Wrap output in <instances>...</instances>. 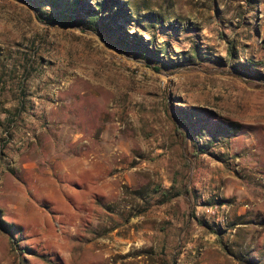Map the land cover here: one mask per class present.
Wrapping results in <instances>:
<instances>
[{
	"label": "rangeland",
	"instance_id": "374dc122",
	"mask_svg": "<svg viewBox=\"0 0 264 264\" xmlns=\"http://www.w3.org/2000/svg\"><path fill=\"white\" fill-rule=\"evenodd\" d=\"M101 1L0 0V264H264V185H251L257 206L234 217L228 209L215 233L193 205L179 234L187 200L163 206L149 166L166 155L158 144L183 138L176 109L195 105L262 135L264 82L234 66L264 73V0L111 3L100 23L150 47L158 73L87 24L52 21L86 20ZM77 159L93 166L81 176L93 204L61 172Z\"/></svg>",
	"mask_w": 264,
	"mask_h": 264
},
{
	"label": "crops",
	"instance_id": "0c3cea01",
	"mask_svg": "<svg viewBox=\"0 0 264 264\" xmlns=\"http://www.w3.org/2000/svg\"><path fill=\"white\" fill-rule=\"evenodd\" d=\"M186 111L194 114L193 122L184 115L177 113L174 115L177 117L175 121H178L177 129L182 133H188L187 137L185 139L175 137V140L165 143V145L158 144L155 147L156 153L159 155L164 151L166 155L149 164L151 171H155L162 179L161 191L165 194L164 196H167L162 202L163 206L174 203L181 205L183 199L187 200L186 207L180 209L181 223L174 225L175 230L180 229L179 234L188 228L190 221H193L190 215L193 205H196V209L199 210L201 206L218 201L227 210L229 209L233 217L240 216L242 213L246 214L248 208L257 206L256 203H253L251 185L257 187H261V184L264 185V157L257 154L258 142L264 140V126H262V135L259 136L256 134L257 131L254 130L256 126L253 124H244L195 105ZM191 132L203 135V138H207L206 141L214 139L211 148L214 155L191 154L190 151L194 152L196 148V142L190 138ZM218 143L222 144L221 147H217ZM261 147L264 150V143ZM79 161V159L75 161V164L79 166L74 170V177L72 175L75 164L71 160L62 162L61 172L63 175L70 176L75 195L84 197L83 203L93 204V193L85 195L88 184H85L81 179V176L86 172H93V166H90L88 160L77 164ZM90 167L91 170H89ZM141 169L142 166L137 165L133 166L130 171L137 174ZM251 177L252 183L249 181ZM174 186L181 187V193L176 196L167 195L166 192L174 193L172 192ZM66 189H68L67 185H65V191ZM186 189L190 190L189 195L185 194ZM164 191L166 192L164 193ZM170 212L169 217H164L167 221L170 219L173 222L175 211Z\"/></svg>",
	"mask_w": 264,
	"mask_h": 264
},
{
	"label": "trees",
	"instance_id": "16d2710c",
	"mask_svg": "<svg viewBox=\"0 0 264 264\" xmlns=\"http://www.w3.org/2000/svg\"><path fill=\"white\" fill-rule=\"evenodd\" d=\"M116 0H102L98 3V6L96 9H89L84 10V14L87 15V19L85 20L82 17V14H78L77 16H68V15H59L53 18V23H63V24H70L77 27H83L84 24H87V28L91 31H93L97 36H99L102 40L106 41L110 46H112L115 49H118L120 51H129V50H135L137 53L141 54L145 58H148L151 64H148V67L154 70L155 72L161 71L162 64H159L160 59H158V54H154L150 47H145L143 44L135 41H129L126 37L121 35L118 31L113 29L109 24H104L103 22L100 23L101 16L99 15L102 11L107 9L111 3H115ZM157 57V58H156ZM167 63H164L165 65ZM250 65H256L252 62H247L245 64H237L234 66V69L241 73L243 76L251 77L253 79H256L258 81L264 82V73L261 72L258 69H251ZM181 111H176L179 115H184L186 117H189L191 121L193 122L194 114L190 111H186L185 109H176ZM236 125V124H234ZM192 133V132H191ZM188 134V133H187ZM186 133H181V137L186 138ZM190 136V134H189ZM188 136V137H189ZM194 138H193V137ZM190 136V138L195 141V151L194 155H200V154H209L214 155V153L211 151L212 141H215L214 139L208 140L207 142L200 143V139H202L204 136L196 133ZM193 215V213H192ZM198 223L207 229H210L211 232L215 233L213 228L210 226L208 222L205 221H199Z\"/></svg>",
	"mask_w": 264,
	"mask_h": 264
},
{
	"label": "built area",
	"instance_id": "2783aa9c",
	"mask_svg": "<svg viewBox=\"0 0 264 264\" xmlns=\"http://www.w3.org/2000/svg\"><path fill=\"white\" fill-rule=\"evenodd\" d=\"M227 209L218 201L212 202L210 205L199 207L197 216L203 218L210 225L215 227L223 226L227 223Z\"/></svg>",
	"mask_w": 264,
	"mask_h": 264
}]
</instances>
